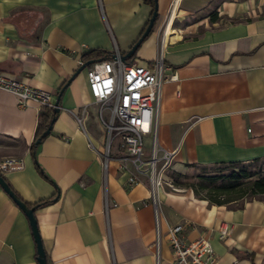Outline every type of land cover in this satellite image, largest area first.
<instances>
[{"label":"crops","instance_id":"0c3cea01","mask_svg":"<svg viewBox=\"0 0 264 264\" xmlns=\"http://www.w3.org/2000/svg\"><path fill=\"white\" fill-rule=\"evenodd\" d=\"M157 1L153 31L134 62L162 56L175 76L161 90L158 157L176 151L169 172L180 174L187 166L264 161V0H179L164 34L170 0ZM209 9L218 20L184 25ZM150 13L142 0H0L1 74L56 99L76 73L35 152L52 183L39 175L30 150L41 108L33 101L21 107L0 90V161L24 166L3 177L28 204L58 190L54 203L34 211L51 264H155V212L163 230L182 223L186 239L208 237L219 264H264V199L217 206L183 189L161 194L155 209L145 203L146 179L127 187L126 174L113 159L105 164L100 138L86 127L97 110L86 68L78 72L80 56L91 49L127 53ZM225 224L231 232L220 240ZM164 246L160 264H170ZM35 252L27 217L0 187V264H38Z\"/></svg>","mask_w":264,"mask_h":264},{"label":"built area","instance_id":"2783aa9c","mask_svg":"<svg viewBox=\"0 0 264 264\" xmlns=\"http://www.w3.org/2000/svg\"><path fill=\"white\" fill-rule=\"evenodd\" d=\"M179 0H170L165 21L166 27L176 18ZM164 37V35H163ZM116 53L113 59L98 61L86 69L90 95L97 105V119L108 136L109 145L104 157L105 164L112 159L118 169L126 174V186H138L146 179L148 199L145 203L155 209L161 194L176 191L168 172L176 151L163 152L158 157L157 128L158 110L162 86L172 81L169 67L162 56L146 64L125 63ZM79 65L82 62L79 60ZM169 76V77H167ZM0 90L11 93L19 106L35 102L39 108L54 107V96L44 90L32 88L0 73ZM117 143L116 155L112 157L110 147ZM111 154V155H110ZM23 162L8 158L0 161V175L23 170ZM156 249L154 263L160 264L159 216L155 212ZM185 225L167 224L165 234L170 249V264H219V259L205 235L188 240L184 236ZM231 232L229 225L218 230V238L224 240Z\"/></svg>","mask_w":264,"mask_h":264},{"label":"trees","instance_id":"16d2710c","mask_svg":"<svg viewBox=\"0 0 264 264\" xmlns=\"http://www.w3.org/2000/svg\"><path fill=\"white\" fill-rule=\"evenodd\" d=\"M143 3L151 8L150 18L153 14L155 1L154 0H142ZM216 13L212 16V21H216ZM157 20V18H156ZM149 22V21H148ZM148 22L145 24L144 28L142 29L141 33L139 34L137 40L132 44L130 49L136 44V42L141 38L146 26L148 25ZM156 22V21H155ZM155 25V24H154ZM154 28V26H153ZM150 34L145 38L147 39ZM144 39V40H145ZM143 40V41H144ZM142 41V42H143ZM140 46L137 47L136 51L131 55L130 58L126 59L125 63H133L135 59L137 58L136 54ZM124 53L123 55H125ZM114 53L109 52L103 49H91L86 52H84L80 56V61L82 62V66L87 68L90 64L98 61H104V60H110L113 59ZM80 66V67H82ZM76 73H73L58 89L56 96L63 94L68 84L72 81L73 77H75ZM60 104V102H59ZM59 107V105H58ZM58 112L55 111L54 107H43L41 111L38 114V122L34 134V140L31 146V155L33 157L34 162L35 159V152L38 147V145L41 143V141L47 136L45 134V131L47 130L48 126L50 125V122L57 118ZM258 160H254L244 166L241 169H232L229 173L222 176H201L200 182L197 185H185L179 182V179H182L185 177V175L173 172L169 179L172 181L173 186H185L186 188H189L192 190L194 196L201 200H206L209 202V204L212 205H230L231 203L237 204L239 201H243L246 199V197L249 198V200L256 199L255 197H262L264 196V173L258 172L257 175L252 173L253 166L251 164L258 163ZM36 169L39 173V175L44 178L45 180L51 182L48 177L45 175V173L41 170V168L38 166V164L35 162ZM52 183V182H51ZM8 184V183H7ZM10 187V186H9ZM11 188V187H10ZM12 190V188H11ZM14 194L17 196L18 199H20L23 203L26 204V206L29 209H40L45 206H48L54 201H56L58 197V190L56 189V194H54L52 197L41 200L34 204H28L24 202L18 194L12 190ZM202 191H206V195L201 196L200 194ZM248 200V201H249ZM36 252H35V258H36ZM46 261L47 264H51V261L49 259V256L46 255Z\"/></svg>","mask_w":264,"mask_h":264},{"label":"rangeland","instance_id":"374dc122","mask_svg":"<svg viewBox=\"0 0 264 264\" xmlns=\"http://www.w3.org/2000/svg\"><path fill=\"white\" fill-rule=\"evenodd\" d=\"M216 12L213 9H209L207 11L201 12L199 14L193 15L191 16L189 19L185 20L183 23L184 25H188L191 22H196V23H200V22H212V16L213 14H215ZM216 20H218V14L216 13ZM177 20V18L175 19V21ZM173 22V25L175 27V25H177V22ZM182 23V24H183ZM95 110H97V105H95ZM81 118L83 119V116H81ZM93 119H95V122H98V126H100V123L98 121V119L96 118V113L95 116L92 117L91 113L89 115L88 121L86 122V127L87 129H89V131L91 132V134L93 136H96L98 138H100L101 141V145H102V152H103V157H105L106 152L108 150V145H109V140H108V136L105 133L104 129L101 128L100 129H96L95 127V123L93 122ZM97 119V120H96ZM113 146V144H112ZM112 146L110 147V151L112 149ZM111 155V154H110ZM243 164H248V163H234V164H225V165H213V166H187L186 169L184 170V172L182 173L183 175H185L184 178L179 179V182H181L182 184L185 185H197L200 182V177L201 176H222V175H226L227 173H229L230 171H232V169H241L244 166H248V165H243ZM253 166V169L251 170L252 173H254L255 175L258 174V172H260L261 174L264 173V161H259L258 163H253L251 164ZM174 171H170L168 173V175L170 176ZM176 190H183V189H189L186 188L185 186H175ZM172 190H169V192ZM206 191H202L200 194L201 196L206 195ZM255 198H262L264 199V196L260 197H255ZM249 198L246 197L245 200L243 201H239L237 204L231 203L230 206L231 207H236L238 204H243L244 202L248 201ZM208 202V201H207ZM209 203V202H208ZM161 218V215H160ZM159 227L161 228V237H160V245L162 248V251L164 250V245H165V241H167L166 238V234L163 230V223H162V218L159 221Z\"/></svg>","mask_w":264,"mask_h":264},{"label":"water","instance_id":"95a60500","mask_svg":"<svg viewBox=\"0 0 264 264\" xmlns=\"http://www.w3.org/2000/svg\"><path fill=\"white\" fill-rule=\"evenodd\" d=\"M155 1V6H154V10H153V14L151 16V18L149 19L148 25L146 26L141 38L136 42V44L125 54V55H120L119 59L121 62H125L126 59L130 58L131 55L136 51L137 47L141 44V42L150 34L154 23L156 21V18L158 16V1ZM84 69V67L82 66L78 72L82 71ZM59 101H60V95H58L55 99L54 102V108L55 111L58 112L59 111ZM55 119H53L50 122V125L48 126L47 130L45 131V134H49L51 129H52V125L54 124ZM0 187L2 188V190L10 197V199L13 201V203L23 211V213L25 214V216L28 219L30 228H31V232L34 238V242H35V246H36V260L38 264H47L46 261V254L44 252L43 249V245L40 239V234H39V230L37 227V222H36V217L34 214V209H29L25 203H23L20 199L17 198V196L14 194V192L11 190V188L9 187V185L7 184V182L5 181L4 177L0 175Z\"/></svg>","mask_w":264,"mask_h":264}]
</instances>
